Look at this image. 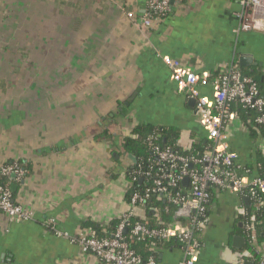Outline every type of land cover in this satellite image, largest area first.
<instances>
[{
  "label": "crops",
  "instance_id": "obj_1",
  "mask_svg": "<svg viewBox=\"0 0 264 264\" xmlns=\"http://www.w3.org/2000/svg\"><path fill=\"white\" fill-rule=\"evenodd\" d=\"M145 11L146 0H0V162L28 168L8 183L34 217L16 223L0 213V264H105L73 240L92 231L89 224L109 235L130 209L133 161L122 143L133 126L177 129L182 147L206 138L195 102L177 92L163 57L210 77L236 62L264 96V11L255 13L252 31L238 35L235 0H172L151 28L126 16ZM240 57L250 59L247 66ZM231 132L229 150L248 176L262 140L250 139L238 119ZM241 198L214 191L196 264L233 257L229 243L244 229ZM174 219V227L185 225L177 211ZM154 255L158 264H177L182 248L172 241Z\"/></svg>",
  "mask_w": 264,
  "mask_h": 264
},
{
  "label": "built area",
  "instance_id": "obj_2",
  "mask_svg": "<svg viewBox=\"0 0 264 264\" xmlns=\"http://www.w3.org/2000/svg\"><path fill=\"white\" fill-rule=\"evenodd\" d=\"M172 0H146L145 13L137 17L132 12L126 16L135 25L151 28L163 21L171 9ZM239 11L235 14L238 22L234 30L236 35L253 30L257 23L255 13L264 11V0H235ZM163 64L170 70V80L174 83L179 94L186 95L195 102L196 120L205 132L206 138L212 142V150L206 152L200 160L192 162L201 164L200 169L191 168L189 159L183 158L168 150L153 148L156 157L154 168L143 173L140 180L153 179L151 186L143 193H133L130 198V209L121 216L115 234L111 238H98L93 231H85L73 240L82 253L92 255L105 264H158L154 257L142 259L123 240L121 233L130 229V233L138 241L145 237L157 238L164 242L176 240L181 244L182 258L177 264H196L202 249L201 235L207 228L208 216L205 215L206 203L209 199L208 188L215 186L224 192L242 193L251 187L254 196L256 191L264 192V180L258 177L250 178L239 174L238 154L229 150L232 124L237 120L235 113L229 109V103L237 101L243 108L259 113L256 123L264 124V96L258 86L247 76L241 75L233 65H227L217 76L210 79L207 74L198 75L181 66L180 62L169 57L162 58ZM210 86V95L201 93V89ZM264 153V139L260 144ZM177 163H180L178 166ZM26 171L16 160L0 162V178L15 177L22 180ZM187 179V185L183 181ZM182 183L188 187L184 194H170ZM130 188V185H129ZM173 206L177 215L184 219L185 225L179 227H160L148 229L142 223L143 218L136 220L138 207L144 206L151 196H160ZM138 205V206H137ZM0 213L10 222L26 223L34 219L33 213L13 200L9 183H0ZM245 209H240V215ZM135 218V221L132 219ZM245 231L252 229L244 225ZM53 228V227H52ZM55 234L67 237L66 234ZM254 238V235H251ZM257 264H264V245L256 253ZM245 260L235 255V264H243ZM229 264V263H228Z\"/></svg>",
  "mask_w": 264,
  "mask_h": 264
},
{
  "label": "trees",
  "instance_id": "obj_3",
  "mask_svg": "<svg viewBox=\"0 0 264 264\" xmlns=\"http://www.w3.org/2000/svg\"><path fill=\"white\" fill-rule=\"evenodd\" d=\"M183 1V0H179ZM233 68L243 75L242 69L237 65L236 62L233 64ZM215 72L210 79L217 76ZM250 78L259 88V83L256 78H253L249 75H246ZM260 91V89H259ZM229 109L232 113H235L237 119L241 122L244 129L249 134L250 139L252 140H262L264 139V124L256 123V118L259 116V113L250 109L243 108L237 101H232L229 103ZM133 137L125 138L122 143L123 152L126 155H131L134 157L135 162L127 170V180L130 185V188L126 194L128 203L130 202L131 195L133 193H143V191L151 186L153 179H148L143 177V173L154 168L156 162V157L152 153L153 148H158L160 150H168L173 154L181 156L183 158L189 159L191 163V168L200 169L201 164L192 162L193 160H200L202 156L212 150V142L205 137H200L198 139H192L191 144L188 147H182L179 144V131L174 128H168L163 126H154L150 124H137L132 128ZM10 162V161H9ZM19 165L28 172V168L24 165L22 161H17ZM254 164L245 166L244 170H248V176L250 178L258 177L264 180V153L259 151L255 153ZM180 166V163H177ZM242 172L239 170V174L242 175ZM10 178H2L0 183L6 184ZM221 191L215 186H209L208 193L209 199L206 203V212L205 215H208V207L214 191ZM186 187L179 183L176 189L170 190V194L175 193L184 194ZM253 189L251 187L245 188L242 193H240L243 199H248L247 205H245V214L240 216L241 221L244 225H251L252 229H255L247 232L245 227L242 230L241 235L245 238L246 244L242 250H235L232 248L229 243V249L233 254H238L243 257L245 260L257 264L256 253L264 245V192L256 191L254 196H251ZM13 196V193H12ZM244 204V203H243ZM138 206V205H137ZM138 208H142L141 206ZM144 216L142 223L148 229H158L160 227H171L173 226L175 220L174 213L176 211V206L164 203L163 199L159 196H151L146 200L143 208ZM136 220L139 218L138 213ZM139 220V219H138ZM135 221V218L132 219ZM120 223L118 221L112 222L110 224V233L112 235H105L101 232L100 228L94 224H89V227L95 233L98 238H111ZM251 235H254V238H251ZM121 237L128 246L142 259H146L148 256L155 258L154 251L155 249H161L167 245H170L172 241L164 242L157 238H148L145 237L143 240L138 241L136 236H133L130 233V229H126L121 233ZM201 240V238H200ZM178 242V241H176ZM179 243V242H178ZM180 244V243H179ZM141 246V248L137 246ZM181 246V244H180ZM100 261V260H99ZM101 262V261H100ZM228 264V263H227Z\"/></svg>",
  "mask_w": 264,
  "mask_h": 264
},
{
  "label": "water",
  "instance_id": "obj_4",
  "mask_svg": "<svg viewBox=\"0 0 264 264\" xmlns=\"http://www.w3.org/2000/svg\"><path fill=\"white\" fill-rule=\"evenodd\" d=\"M249 62H250V59H248L247 57H240L239 58V65L240 66H247ZM192 102L194 103V100H192L191 103ZM129 157L134 163L135 162L134 157H132V156H129ZM11 179L14 180L15 177L11 176ZM183 184L187 185V179H185L183 181ZM14 187L15 186L13 184L10 185L11 191H13ZM159 197L162 198L163 196L160 195ZM244 201H245L246 204L248 203V199H245ZM245 244H246V240H245V238L243 236H237V235L233 236L232 243H231V246H232L233 249L242 250L244 248ZM243 264H253V263L250 262V261H245Z\"/></svg>",
  "mask_w": 264,
  "mask_h": 264
},
{
  "label": "rangeland",
  "instance_id": "obj_5",
  "mask_svg": "<svg viewBox=\"0 0 264 264\" xmlns=\"http://www.w3.org/2000/svg\"><path fill=\"white\" fill-rule=\"evenodd\" d=\"M138 209H141V208H138ZM141 218H143V216H141ZM235 255L236 254H233V257L231 259L228 260V263L229 264H235Z\"/></svg>",
  "mask_w": 264,
  "mask_h": 264
}]
</instances>
